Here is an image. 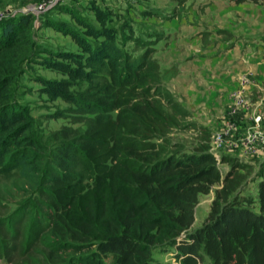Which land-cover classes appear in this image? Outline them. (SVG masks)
Instances as JSON below:
<instances>
[{
    "label": "trees",
    "instance_id": "trees-1",
    "mask_svg": "<svg viewBox=\"0 0 264 264\" xmlns=\"http://www.w3.org/2000/svg\"><path fill=\"white\" fill-rule=\"evenodd\" d=\"M54 8L75 24L52 16ZM88 8L96 24L63 1L40 12L43 25L69 35L76 48L38 42L34 13L0 14V178L16 188L15 198L0 190V258L154 264V251L174 247L176 264H264V159L252 177L240 157L216 155L211 130L184 122L190 111L162 83L148 42L126 19L110 24L112 8L96 0ZM126 39L142 50L126 49ZM23 74L49 100L70 103L49 116L82 125L45 132L20 101L33 89H21ZM195 126L201 133L191 149L174 138L175 128ZM254 180L256 193H244ZM209 191V210L192 228L198 196Z\"/></svg>",
    "mask_w": 264,
    "mask_h": 264
},
{
    "label": "rangeland",
    "instance_id": "rangeland-1",
    "mask_svg": "<svg viewBox=\"0 0 264 264\" xmlns=\"http://www.w3.org/2000/svg\"><path fill=\"white\" fill-rule=\"evenodd\" d=\"M62 1L72 4L93 23H97L88 8V0ZM96 1L115 11L110 24L120 25L126 19L134 33L153 48L152 55L159 62L162 83L190 111L184 122L201 124L212 134L243 137L255 130L264 133V0ZM27 5L21 4V0H9L5 6H0V14L29 11ZM50 14L75 24L66 12L54 8ZM41 19L39 13L34 23L38 42L50 47L76 48L69 35L43 25ZM124 47L133 53L142 50L131 39L125 40ZM34 70L48 77L62 76L41 66H35ZM20 82L23 85L21 89L33 87L30 92H22L20 101L30 107L34 119L45 132L62 125H82L70 115L49 116L56 108L67 107L70 103L62 99L49 100L44 93H38L35 90L38 83L30 78V74H23ZM216 84L224 85V88ZM257 103L259 108L256 109ZM254 111L262 115L261 121L256 124L253 121ZM200 131L196 126L177 127L173 136L191 149L199 141ZM239 145H233L234 151L229 153L251 164L250 176L253 177L264 159V150L261 153L241 154L240 150L251 147ZM228 149L218 147L214 151L219 154ZM219 166L222 172L227 169L225 163H219ZM14 179L24 181L19 174ZM0 190L4 197H16L14 183L8 179L0 178ZM243 192L255 194V180L248 182ZM211 198L212 191L199 194L192 228L202 223ZM173 250L174 247L166 252L154 251V264H176ZM0 264L8 263L0 258Z\"/></svg>",
    "mask_w": 264,
    "mask_h": 264
},
{
    "label": "crops",
    "instance_id": "crops-1",
    "mask_svg": "<svg viewBox=\"0 0 264 264\" xmlns=\"http://www.w3.org/2000/svg\"><path fill=\"white\" fill-rule=\"evenodd\" d=\"M215 85V84H214ZM209 86H212V85H209ZM216 86H221V88H224V85H219V84H216ZM214 88V87H212ZM259 108L258 106V103H257V106H256V109ZM256 113H260V112H256L254 111L252 114H256ZM261 114V113H260ZM260 131H256L255 132V136L260 137L261 135L259 134ZM214 134V133H213ZM212 134V139H211V148L213 150H215V148H220V147H229L228 150H223L224 152H232L233 153V145H236V144H240L238 147H244V148H248L250 145H247L246 142H245V136H241V137H235V136H229L227 134H224V133H221V137L219 138V142H218V145L215 143L214 141V137ZM243 149V148H242ZM264 150V143H254V145H251V148L250 149H244V150H240L241 154H246V153H261L263 152Z\"/></svg>",
    "mask_w": 264,
    "mask_h": 264
},
{
    "label": "built area",
    "instance_id": "built-area-1",
    "mask_svg": "<svg viewBox=\"0 0 264 264\" xmlns=\"http://www.w3.org/2000/svg\"><path fill=\"white\" fill-rule=\"evenodd\" d=\"M57 2H60V0H39L37 2L28 3L27 8L29 12L38 15L40 12L45 11L46 9L52 7ZM261 118H262V115L260 113H256L253 115V121L255 122V124L259 123L261 121ZM256 131H259V130L249 132V134L245 135V142L247 145H250L249 147H251V145H254V143H259V142L264 143V133L260 131L259 134L261 136L257 138L258 135L255 136ZM213 136H215L214 141L218 145L219 138L221 137V133H215ZM211 150L213 149L211 148ZM216 155H218L217 152H216Z\"/></svg>",
    "mask_w": 264,
    "mask_h": 264
}]
</instances>
